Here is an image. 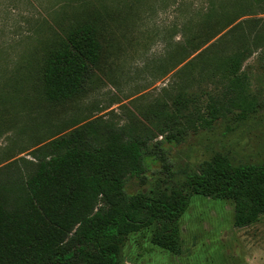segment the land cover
Masks as SVG:
<instances>
[{"label":"rangeland","instance_id":"374dc122","mask_svg":"<svg viewBox=\"0 0 264 264\" xmlns=\"http://www.w3.org/2000/svg\"><path fill=\"white\" fill-rule=\"evenodd\" d=\"M230 19L244 23L236 32L246 36L251 33L246 21L259 20L264 37V1L257 0H0V164L18 160L27 173L41 143L88 123L98 132L141 135L152 150L162 149L148 161L143 181L129 179L131 195L180 184L216 154L228 155L235 165L261 164L264 47L243 63L244 101L230 91L223 97L221 71L211 65L234 47L233 34L224 35L235 25L197 53L189 47L209 34L203 30L207 23L217 32ZM89 20L98 24L104 45L98 79L84 97L49 104L37 93L34 71L72 27ZM180 96L190 112L177 116L180 123L172 131L185 132L169 144L161 131L175 121ZM226 99L229 111L207 126L202 120L207 106ZM180 227V256L155 247L149 228L126 238L120 264H264V216L236 229L232 201L195 195Z\"/></svg>","mask_w":264,"mask_h":264},{"label":"trees","instance_id":"16d2710c","mask_svg":"<svg viewBox=\"0 0 264 264\" xmlns=\"http://www.w3.org/2000/svg\"><path fill=\"white\" fill-rule=\"evenodd\" d=\"M237 21L223 20L217 32L207 23L203 30L209 34L188 42L191 51L199 52ZM246 22L250 35L237 33L244 24L238 23L224 35L233 34L234 47L211 59V65L221 71L212 78L220 77L224 98L231 92L245 100L243 63L264 47L259 20ZM103 54L96 22L72 27L35 69L37 93L55 105L84 97L98 79ZM226 100L221 106L216 102L207 106V116L202 118L207 126L224 117L225 109L229 111L230 99ZM189 108L185 97L176 100V119L161 131L167 143L180 141L185 129H172L180 123L177 116L184 117ZM191 112L200 113L195 108ZM93 125L41 143L27 173L18 160L8 158L6 165L0 164V264H120L126 238L149 228L154 229L155 247L180 256V220L195 195L232 201L234 227L239 230L264 216V162L235 165L228 155L216 154L180 184L131 195L126 190L129 179L143 181L148 161L156 160L162 149L152 150L141 135L124 130L98 132Z\"/></svg>","mask_w":264,"mask_h":264}]
</instances>
